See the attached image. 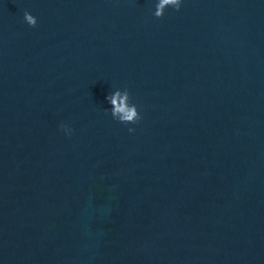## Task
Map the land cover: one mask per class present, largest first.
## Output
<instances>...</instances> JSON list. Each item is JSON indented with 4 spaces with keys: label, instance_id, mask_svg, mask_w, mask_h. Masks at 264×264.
<instances>
[{
    "label": "water",
    "instance_id": "obj_1",
    "mask_svg": "<svg viewBox=\"0 0 264 264\" xmlns=\"http://www.w3.org/2000/svg\"><path fill=\"white\" fill-rule=\"evenodd\" d=\"M152 4L0 0V264H264V0Z\"/></svg>",
    "mask_w": 264,
    "mask_h": 264
},
{
    "label": "clouds",
    "instance_id": "obj_2",
    "mask_svg": "<svg viewBox=\"0 0 264 264\" xmlns=\"http://www.w3.org/2000/svg\"><path fill=\"white\" fill-rule=\"evenodd\" d=\"M182 2L183 0H153L152 15L157 18L161 17L166 7L178 10L181 7ZM23 21L30 27L35 26L37 23L36 17L28 11H24ZM104 99L109 105L108 108H105V111L110 113L112 119L122 124H134L140 119L137 105L130 102L127 88H113ZM59 128L66 136L72 134V129L67 124L61 123ZM133 131L134 129L132 127L128 128L129 133H132Z\"/></svg>",
    "mask_w": 264,
    "mask_h": 264
}]
</instances>
